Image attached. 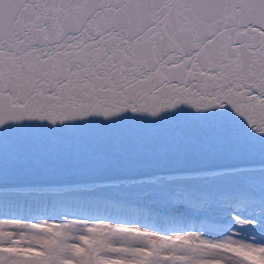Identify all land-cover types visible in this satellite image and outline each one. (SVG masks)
<instances>
[{
  "label": "snow or ice",
  "instance_id": "6c2138e0",
  "mask_svg": "<svg viewBox=\"0 0 264 264\" xmlns=\"http://www.w3.org/2000/svg\"><path fill=\"white\" fill-rule=\"evenodd\" d=\"M0 264H264V0H0Z\"/></svg>",
  "mask_w": 264,
  "mask_h": 264
},
{
  "label": "water",
  "instance_id": "95a60500",
  "mask_svg": "<svg viewBox=\"0 0 264 264\" xmlns=\"http://www.w3.org/2000/svg\"><path fill=\"white\" fill-rule=\"evenodd\" d=\"M175 129L169 130L167 133H165V136H172L175 134ZM122 137L125 138H137L141 139L145 137V133L143 131H129V130H124L119 133ZM92 141L91 137H74L70 138L65 144L57 145L55 146L57 150H63L65 148H70V149H78L81 151H86L91 147Z\"/></svg>",
  "mask_w": 264,
  "mask_h": 264
},
{
  "label": "rangeland",
  "instance_id": "374dc122",
  "mask_svg": "<svg viewBox=\"0 0 264 264\" xmlns=\"http://www.w3.org/2000/svg\"><path fill=\"white\" fill-rule=\"evenodd\" d=\"M127 195L134 196V195H135V193H128Z\"/></svg>",
  "mask_w": 264,
  "mask_h": 264
}]
</instances>
